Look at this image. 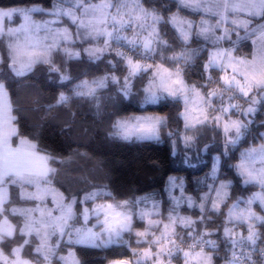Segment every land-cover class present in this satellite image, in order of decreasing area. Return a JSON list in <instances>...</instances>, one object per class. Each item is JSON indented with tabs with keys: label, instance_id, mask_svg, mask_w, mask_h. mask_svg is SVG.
<instances>
[{
	"label": "clouds",
	"instance_id": "clouds-1",
	"mask_svg": "<svg viewBox=\"0 0 264 264\" xmlns=\"http://www.w3.org/2000/svg\"><path fill=\"white\" fill-rule=\"evenodd\" d=\"M93 262L264 264V0L0 2V264Z\"/></svg>",
	"mask_w": 264,
	"mask_h": 264
},
{
	"label": "trees",
	"instance_id": "trees-1",
	"mask_svg": "<svg viewBox=\"0 0 264 264\" xmlns=\"http://www.w3.org/2000/svg\"><path fill=\"white\" fill-rule=\"evenodd\" d=\"M4 2V0H0ZM12 2V0H9ZM51 131V130H50ZM49 139L57 144V147H65L59 142V138L50 136ZM90 150L93 152H104L110 154V166L116 172V181L121 188L126 189L130 184H138L141 187L150 186V177L156 175L155 169L151 166L152 162L161 160L165 165H168L166 150L151 149L147 147L140 149L138 155H132V149H125L121 146L109 145H92ZM117 158H119V165H117ZM159 183L160 181H155ZM95 264V262H93Z\"/></svg>",
	"mask_w": 264,
	"mask_h": 264
}]
</instances>
